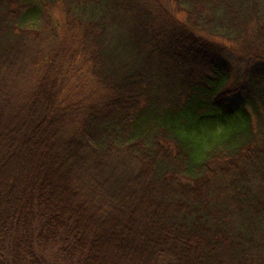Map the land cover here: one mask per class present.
I'll list each match as a JSON object with an SVG mask.
<instances>
[{
    "label": "trees",
    "instance_id": "obj_1",
    "mask_svg": "<svg viewBox=\"0 0 264 264\" xmlns=\"http://www.w3.org/2000/svg\"><path fill=\"white\" fill-rule=\"evenodd\" d=\"M123 262L264 264V0H0V264Z\"/></svg>",
    "mask_w": 264,
    "mask_h": 264
},
{
    "label": "rangeland",
    "instance_id": "obj_2",
    "mask_svg": "<svg viewBox=\"0 0 264 264\" xmlns=\"http://www.w3.org/2000/svg\"><path fill=\"white\" fill-rule=\"evenodd\" d=\"M86 70H77L76 73L69 78L65 83V89L71 93L70 97L71 99L75 100L76 102H81L82 104H88V103H98L102 101L107 93L104 92L101 88L98 87L95 80L89 75V73L85 72ZM36 80L32 79L29 81V89L33 90L35 87ZM17 86L13 87L12 83L6 85L5 89L8 92H13L15 94L16 92L20 90V83L17 82L15 84ZM10 121L9 119H6L5 122ZM121 184H119L120 186ZM127 262H123L125 264ZM61 264V263H60ZM129 264V263H128Z\"/></svg>",
    "mask_w": 264,
    "mask_h": 264
}]
</instances>
